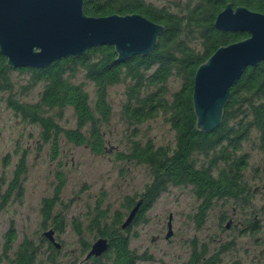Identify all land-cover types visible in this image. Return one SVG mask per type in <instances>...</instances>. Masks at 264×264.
I'll list each match as a JSON object with an SVG mask.
<instances>
[{
    "label": "trees",
    "instance_id": "obj_1",
    "mask_svg": "<svg viewBox=\"0 0 264 264\" xmlns=\"http://www.w3.org/2000/svg\"><path fill=\"white\" fill-rule=\"evenodd\" d=\"M225 3L264 13V0H181L172 2V8L143 0H82L83 12L87 15L139 13L161 24L163 30L150 52L143 56L137 54L118 61L111 45H98L82 55L61 58L45 67L15 68L28 74L30 88L38 84L41 88L35 102H23L9 96L7 106L22 120L38 124L40 139L50 140L54 151L61 135L74 145L87 146L94 154L102 153L105 147L101 127L110 116L106 89L115 84L124 85L118 114L128 126L124 149L117 157L122 162L147 166L150 181L137 197L123 198V210L113 211L111 225L104 223L100 227L94 221L97 235L108 242L100 255L107 259V264H135L140 258L129 247L130 227L145 220L144 213L168 184L191 186L199 201L193 215L197 226L213 201L242 200L248 192L243 179L248 153L243 150V144L248 142L264 153V60L255 66H247L229 88L221 121L214 129L200 131L195 127L191 102L196 67L218 46L247 36L245 32L220 31L213 27L215 15ZM79 69L94 86L91 104L82 84L72 80ZM10 70L0 53V91L12 89ZM170 77L180 80L174 90L167 85ZM65 107L71 108L73 128L63 129L57 122ZM160 113L172 130L173 145L155 146L148 138L136 139V126ZM252 134L255 137H251ZM17 166L14 180L19 169L23 171L21 165ZM14 180L0 193V198L6 197L11 186L17 184ZM55 198L56 195L43 200L41 216L44 220L50 218ZM137 202L139 205L131 222L121 228L124 211H130ZM261 209H264V202ZM57 219L61 222V218ZM255 229L257 226H250L251 231ZM10 230L4 233L6 245L15 238ZM35 248L22 240L10 262L32 264ZM100 256L91 258L98 260ZM217 262V252L198 253L194 246L187 264Z\"/></svg>",
    "mask_w": 264,
    "mask_h": 264
},
{
    "label": "rangeland",
    "instance_id": "obj_2",
    "mask_svg": "<svg viewBox=\"0 0 264 264\" xmlns=\"http://www.w3.org/2000/svg\"><path fill=\"white\" fill-rule=\"evenodd\" d=\"M143 1L172 8V2L181 0ZM9 78L11 91H0V193L13 182L17 165L23 171L19 169L14 180L17 184L0 198V264H12L13 252L22 240L36 247L32 264H107L101 254L98 260L89 257L82 261L90 245L101 237L94 221L100 227L111 225L113 211L121 209L123 198L137 197L150 181L147 166L117 157L124 149L128 126L118 114L124 85L106 89L110 116L101 127L105 150L94 154L87 146L74 145L61 135L52 150L50 140L40 139L38 124L22 120L6 103L9 96L33 103L41 86L30 88L28 74L15 68L9 71ZM72 80L82 84L91 104L94 86L83 70L79 69ZM179 82L170 77L167 85L174 90ZM57 122L63 129L74 127L70 107H65ZM135 129L136 139L148 138L155 146L173 145L172 130L161 113ZM243 150L248 153L243 171L248 189L244 199L213 201L197 226L193 215L199 201L191 186L168 184L144 213L145 220L130 227L129 247L140 257L135 264H187L194 246L198 253L217 252V264H264V153L248 142ZM54 195L50 218L44 220L43 200ZM56 211L59 214L55 215ZM128 212L124 211L122 220ZM167 225L170 236L165 238ZM253 225L257 226L255 231L250 230ZM9 230L15 238L6 245L4 233Z\"/></svg>",
    "mask_w": 264,
    "mask_h": 264
},
{
    "label": "water",
    "instance_id": "obj_3",
    "mask_svg": "<svg viewBox=\"0 0 264 264\" xmlns=\"http://www.w3.org/2000/svg\"><path fill=\"white\" fill-rule=\"evenodd\" d=\"M213 27L245 32L247 36L218 46L194 71L191 102L195 127L200 131L219 125L229 88L247 66L264 60V13L225 3L215 15ZM162 30L161 24L139 13L87 15L82 0H0V53L10 68L45 67L98 45H111L118 61L143 56L153 48ZM138 205L127 213L121 228L131 222ZM169 236L167 225L164 237ZM48 239L58 246L53 237ZM107 245L105 237L97 238L82 261L99 256Z\"/></svg>",
    "mask_w": 264,
    "mask_h": 264
},
{
    "label": "flooded vegetation",
    "instance_id": "obj_4",
    "mask_svg": "<svg viewBox=\"0 0 264 264\" xmlns=\"http://www.w3.org/2000/svg\"><path fill=\"white\" fill-rule=\"evenodd\" d=\"M89 259H92V258H91V256H90V258H89Z\"/></svg>",
    "mask_w": 264,
    "mask_h": 264
}]
</instances>
